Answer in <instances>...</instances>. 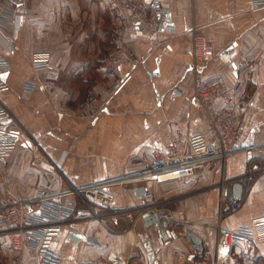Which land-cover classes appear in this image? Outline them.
I'll return each mask as SVG.
<instances>
[{"label":"crops","instance_id":"0c3cea01","mask_svg":"<svg viewBox=\"0 0 264 264\" xmlns=\"http://www.w3.org/2000/svg\"><path fill=\"white\" fill-rule=\"evenodd\" d=\"M158 1L173 28L165 20L156 31L129 26L120 40L113 33L120 23L103 0H19L11 8L0 25V58L8 64L0 73L8 86L0 104L11 113L17 136L2 160L6 187L27 200L132 175L141 168L140 157L169 155L177 134L202 133L214 141L206 113L193 101L200 75L231 88L235 103L218 102L217 108L232 113L241 131L238 144L253 131L252 147L234 149L184 179L113 182L106 209L91 205L97 216L77 194L63 196L56 200L59 209H77L74 215L49 210L51 216L29 229L59 227L50 242L57 264H152L147 246L156 264H264V243L234 241L220 263L217 243L219 230L264 216V7L251 10L250 0ZM196 36L204 37L212 54L200 71L188 69ZM118 45L129 47L133 57L120 58L117 80L102 59ZM34 52L50 54L47 70L33 72ZM241 92L247 94L244 105L237 102ZM88 95L96 102L86 107ZM246 168L252 169L250 179ZM236 182L242 184L241 205L229 212L221 192L227 188L233 196ZM141 186L157 198L154 208L170 210L175 221L161 229L144 217L155 211L135 198ZM167 229L176 240L167 241ZM188 231L200 239V249ZM18 236L0 225V264H41L37 243L15 245Z\"/></svg>","mask_w":264,"mask_h":264},{"label":"built area","instance_id":"2783aa9c","mask_svg":"<svg viewBox=\"0 0 264 264\" xmlns=\"http://www.w3.org/2000/svg\"><path fill=\"white\" fill-rule=\"evenodd\" d=\"M19 0H0V25L6 23L9 18L11 8L17 5ZM108 4L109 9L119 25L115 27L113 33L116 39L124 36V31L129 26H139L150 30H159L165 20L162 4L158 0L133 1V0H103ZM264 7V0H250V9L258 10ZM129 11L130 15L125 16L124 11ZM192 66L191 69L200 71L202 66L207 63L212 54L207 43L202 36H196L192 46ZM126 56L133 57L129 47L118 45L102 59V66L118 80L120 58ZM31 69L33 72L45 71L50 66V54L48 52H34L30 57ZM8 70V64L0 58V73ZM116 80V81H117ZM194 103L206 113L207 121L214 134V141H208L202 133H193L189 135L177 134L170 142L171 153L169 155L154 151L150 154L140 157L138 162L141 164L139 171L132 175L120 176L115 180H106L91 183L78 188H70L58 193H41L31 199H21L6 187L5 171L2 164L12 151L17 141V136L12 133V115L9 110L0 104V224L14 226L20 232L19 236L13 240L15 245L18 243L36 242L38 245V255L41 264H57L58 259L50 249L51 238L57 233L59 227L47 226L39 230L29 229L38 225L41 218L46 220L49 217L47 211L53 214H71L74 211L67 212L65 209H59L56 200L69 195L77 194L81 202L91 212L94 208L105 210L113 196L106 189L113 182L122 183L129 179L146 180L153 178L157 181L184 179L192 176L196 170L203 168L206 164L223 159L229 155L238 144L241 136L240 129L234 127L232 113L230 111L219 110L218 102L227 105L235 103L230 96V90L227 85L221 82L207 83L200 75L194 79ZM117 83V82H116ZM240 81L237 79L232 86L233 90L238 89ZM8 88L5 81L0 78V91ZM93 95H88L84 101L86 107L95 103ZM237 102L244 105L247 102V94L241 92ZM251 168H246V179H250ZM221 202L227 205L229 212H237L241 205L239 198L231 195L230 189H223L221 192ZM143 203L149 207L153 205V211L159 221H175L174 214L167 209H156L157 198L150 191H145L142 195ZM143 205V208L146 207ZM141 208V206H137ZM147 208V207H146ZM150 208V209H151ZM152 210V209H151ZM117 214L118 209L113 211ZM167 241L177 239V234L173 229H167ZM252 239L256 243H264V216L252 219L249 225L239 226L232 231L219 230L217 234V243L219 247V263L227 256L229 249L234 241ZM225 256V257H224ZM86 264H105L103 261L92 260Z\"/></svg>","mask_w":264,"mask_h":264},{"label":"water","instance_id":"95a60500","mask_svg":"<svg viewBox=\"0 0 264 264\" xmlns=\"http://www.w3.org/2000/svg\"><path fill=\"white\" fill-rule=\"evenodd\" d=\"M163 13H164L165 21H166V23H165L166 28L172 29L173 24L171 23V16L169 14V11L163 9ZM188 69H191V67H189ZM5 74L4 73L0 74V78L3 79ZM252 132L250 133V135L248 136V138L245 142H242V143L236 145V149H248V148L252 147ZM232 188H233V197L239 198L241 196V193H242V184L240 182H236L233 184ZM145 191H146V188L143 186L137 187L136 189H134L135 198L140 200ZM144 217H150L153 222L158 223V225L161 229H164V227L168 223V221H159L154 212H147V213H145ZM187 237H188L190 243H192L195 247H197L199 249L201 248L200 239L195 234H193L191 231H188ZM147 250L149 251V261L152 264L153 263L156 264V261H154V256H155L154 251H152L151 247H149V246H147Z\"/></svg>","mask_w":264,"mask_h":264},{"label":"rangeland","instance_id":"374dc122","mask_svg":"<svg viewBox=\"0 0 264 264\" xmlns=\"http://www.w3.org/2000/svg\"><path fill=\"white\" fill-rule=\"evenodd\" d=\"M96 102V101H95ZM1 196V193H0ZM38 196V195H37ZM2 227H6L7 229H15V232H17L18 234H20L19 230L17 228H15L14 226H6V225H2L0 224Z\"/></svg>","mask_w":264,"mask_h":264},{"label":"bare ground","instance_id":"6f19581e","mask_svg":"<svg viewBox=\"0 0 264 264\" xmlns=\"http://www.w3.org/2000/svg\"><path fill=\"white\" fill-rule=\"evenodd\" d=\"M113 184V183H112Z\"/></svg>","mask_w":264,"mask_h":264}]
</instances>
